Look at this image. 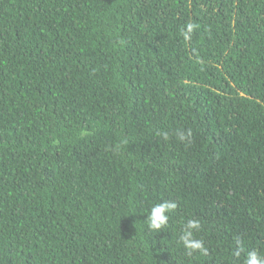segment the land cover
Wrapping results in <instances>:
<instances>
[{
	"label": "trees",
	"instance_id": "1",
	"mask_svg": "<svg viewBox=\"0 0 264 264\" xmlns=\"http://www.w3.org/2000/svg\"><path fill=\"white\" fill-rule=\"evenodd\" d=\"M189 219L206 255L179 240ZM249 252L264 257V0H0V264Z\"/></svg>",
	"mask_w": 264,
	"mask_h": 264
},
{
	"label": "clouds",
	"instance_id": "2",
	"mask_svg": "<svg viewBox=\"0 0 264 264\" xmlns=\"http://www.w3.org/2000/svg\"><path fill=\"white\" fill-rule=\"evenodd\" d=\"M197 25L194 23H187L184 28L181 29V35L185 40L190 39L191 33L196 29ZM163 137L167 140L168 133H162ZM178 139L183 142L188 140L190 142L192 132L188 130H178L176 133ZM177 204L174 201H167L164 203H158L151 207L150 213L147 216V223L150 230H160L167 225L169 213L175 210ZM200 229V223L197 220L189 219L183 225L182 235L179 237L180 242L187 250V254L191 256L194 252H200L207 254V249L204 246L202 239H197L194 236V232ZM236 256L240 255V252L235 253ZM245 264H264V257L258 255L256 252H249L245 259Z\"/></svg>",
	"mask_w": 264,
	"mask_h": 264
}]
</instances>
